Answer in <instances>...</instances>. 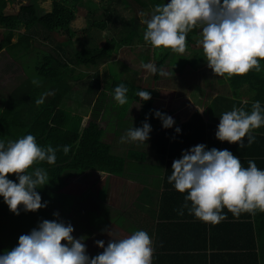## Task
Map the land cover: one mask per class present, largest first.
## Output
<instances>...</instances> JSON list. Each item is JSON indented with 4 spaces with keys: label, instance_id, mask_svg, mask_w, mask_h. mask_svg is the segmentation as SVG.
<instances>
[{
    "label": "clouds",
    "instance_id": "obj_1",
    "mask_svg": "<svg viewBox=\"0 0 264 264\" xmlns=\"http://www.w3.org/2000/svg\"><path fill=\"white\" fill-rule=\"evenodd\" d=\"M142 23L146 25L143 40L151 49L170 50L181 57L187 48L188 33L200 29L198 44L202 57L217 77L229 80L253 70L261 71L264 0H170L155 5ZM142 68L153 75H166L153 63H142ZM128 91L124 84L115 87L114 100L118 105L128 102ZM137 95L143 101L151 99L148 91ZM43 102V97L36 100L38 106ZM154 115L165 129L175 123L159 110ZM262 126L264 107L255 101L250 112L243 107L225 111L215 136L221 142L236 143L242 148L245 138L249 146L255 141L252 133ZM151 130L146 120L142 127L130 128L121 142L145 143ZM180 131L177 127L176 132ZM62 148L67 155L70 147ZM57 150L51 145L41 147L32 134L15 141H0V196L14 214H20L21 206L25 212L47 206L36 190L49 182L47 172L42 167L28 170L40 162L55 164ZM9 174H14L18 183L9 179ZM168 182L178 192L186 193L179 215L187 209L195 218L215 225L227 218L225 208L237 219L244 213L264 212V170L252 160L244 167L228 149H207L201 143L184 150L181 158L173 160ZM53 215L58 217L59 213ZM73 232L70 223L44 219L30 233L20 235L15 247L0 254V264H152L153 241L145 230H136L123 238L109 232L112 239L106 247L103 240L95 241L103 251L93 257L87 254L82 238L74 237Z\"/></svg>",
    "mask_w": 264,
    "mask_h": 264
},
{
    "label": "crops",
    "instance_id": "obj_2",
    "mask_svg": "<svg viewBox=\"0 0 264 264\" xmlns=\"http://www.w3.org/2000/svg\"><path fill=\"white\" fill-rule=\"evenodd\" d=\"M199 32L196 28L188 33L184 53L188 56L184 59L188 66L184 63L177 74L174 71L172 78L171 69L165 68L166 75L159 74V78L145 70L155 85L153 105L174 119L171 128L162 127L159 118L147 120L152 129L147 142L122 143L121 137L126 136L130 128L142 127L146 121L140 117V102L128 93V102L123 106L108 105V94L101 95L103 101L99 95L89 101L97 113L103 115L99 116V122L104 140L112 151L124 147L123 153H115L126 159L123 170L118 173L98 169L82 172L93 173L92 205L83 210L85 223L92 229L84 243L92 239L85 245L92 246L93 251L103 250L95 243L97 240H103L107 246L112 239L109 232L123 238L136 230H145L153 241L152 264H264V212L244 213L237 219L225 208L227 218L215 225L202 222L187 209L179 215L186 193L178 192L168 182L173 160L181 158L184 150L201 143L207 149H228L239 157L244 167L252 160L264 170V126L252 133L255 141L250 146L245 138L242 148L236 143L221 142L215 136L220 116L225 111L243 107L250 112L255 101H260L264 107V60L260 61L259 73L253 70L229 80L217 77L202 57ZM167 58L163 55L162 59ZM157 68L162 69L161 63L159 67L157 63ZM125 74L132 77L135 72L127 69ZM181 74L187 76L176 80V75ZM114 106V121L111 118L107 123L105 114ZM177 127L181 129L179 133ZM82 173L75 176L82 177Z\"/></svg>",
    "mask_w": 264,
    "mask_h": 264
},
{
    "label": "trees",
    "instance_id": "obj_3",
    "mask_svg": "<svg viewBox=\"0 0 264 264\" xmlns=\"http://www.w3.org/2000/svg\"><path fill=\"white\" fill-rule=\"evenodd\" d=\"M119 1L124 4V7L127 5V0ZM135 1L150 9L158 4V0H152L153 4H150V0ZM9 2L10 0H0V26L7 28L8 32L4 38L9 45L20 43L24 48L25 51H22L21 57L24 59L25 73L18 74L16 82L0 89V141H15L27 134H32L41 147L51 145L58 149L55 164L40 162L33 165L35 168L42 167L47 172L51 182L50 188H46V193L51 194V197H48L53 206L52 211L46 210L48 219L56 211L54 203L57 191L59 190L61 194L68 178L90 169L118 173L123 170L126 159L113 152L111 145L104 140L103 128L95 115L91 116L85 125L82 123L83 117L75 121L76 123L70 122L69 113L63 104L66 94H70L72 90L68 62H65L61 57L60 50L53 53L38 49L31 40L34 35L45 30L49 34L63 31L69 39H72L76 31L70 25L77 16L78 0H52L51 7L43 12H39L38 8L31 2L22 4L17 11H7ZM103 10L106 17L98 21L95 20L93 26L98 29H109L112 31L111 33L122 31L121 27L124 28L122 24L126 19L121 9H118L113 2L112 5L105 6ZM135 22L138 24L139 21L137 17L133 16L132 20L124 26H127L129 30L136 31ZM139 30L137 29L136 32L142 37L143 33H140ZM16 34H19L17 43L12 39ZM49 34L46 36L49 37ZM88 36L86 34L87 39ZM114 43L115 39L111 36L106 39L102 46L88 48L85 44L76 52L75 61L78 64H90L99 67L110 59ZM33 50L36 53V61H33L29 56L30 51L33 52ZM70 61L72 62L71 59ZM74 68L76 67L74 66ZM72 74L76 75L75 70L72 71ZM155 78H159V72L155 74ZM92 79L93 81L87 86L86 92H93V83L97 84L98 93L103 91V87L100 86L99 70L93 72ZM34 80L38 83H33ZM134 80L130 74H127L126 78L119 81L114 79L109 87L113 88V86L124 84L129 89L128 94L140 102V117L157 121L154 111L163 112V110L153 105L154 87L139 85ZM49 88H53L52 93L48 92ZM140 91L150 92L151 99L143 101L137 95ZM107 94L106 92L102 95L106 96ZM103 96H101V101H103ZM41 97H43L44 102L38 106L36 100ZM65 145L70 147L67 155L64 154L62 148ZM16 182L18 183L17 177ZM37 211L43 213L42 209ZM30 212H25L21 206L20 214L14 215L16 224L19 223L18 226L23 231L27 228L30 232L33 228L38 227L39 220L37 221L35 218L37 217L36 214L33 212L35 215L30 218ZM9 215L11 216V213ZM63 215L65 214L63 213ZM18 226H16V245L20 236L17 233ZM1 229L0 235L4 234L5 243H0V254H3L16 245L7 242L6 228L2 227Z\"/></svg>",
    "mask_w": 264,
    "mask_h": 264
},
{
    "label": "rangeland",
    "instance_id": "obj_4",
    "mask_svg": "<svg viewBox=\"0 0 264 264\" xmlns=\"http://www.w3.org/2000/svg\"><path fill=\"white\" fill-rule=\"evenodd\" d=\"M150 1V4H153V1ZM29 2L33 3L36 8H38L39 12H43L51 7L52 0H10L7 6V11H17L22 4ZM113 2L114 4H116V7L118 9H121L123 15L125 16L124 18L126 20L124 21V24L128 23L130 20H132V17L135 16L138 18V24H140L138 25L135 22V29L136 31L137 29H140V33H143L146 29V25L142 23V20L147 19L151 15L152 9H150L149 7H143L142 4L136 2L135 0H127V5L125 7L124 4L119 0H78L76 11L77 16L70 25L71 28L76 31L72 39H69L63 31L49 34L47 30L37 35H34L31 38V40L33 41V45L35 47H38V49L51 51L53 53H56V51L60 50L61 57L65 62H68V71H70L71 74L69 78L71 79L72 90L70 91V94H66L63 104L66 108V111L69 113L71 119L70 122L72 123H76L75 121L80 120L81 117H83V125L87 124V121L91 116L95 115L98 120L99 116L102 118L103 115L98 114L97 110H94L96 109V107L91 106L89 101H92L93 98H96V96L98 95L101 98V95L103 93H108L106 97L108 105L111 103L114 105H118L114 100V89L116 86H113V88L109 86H111L114 79L119 81L121 79L126 78L127 75L125 74V72L127 71V69H132L135 72V75H132V78L133 80L135 79L134 81L137 84L142 86L151 85L154 87L155 85L153 80H149V77H151L150 74L147 75L145 69L142 68V63L145 62V59L146 63H153L156 65V67L157 63L158 67L159 63H161L162 70H165V68L168 70L171 69L170 77L172 78L174 71L177 74L178 71H180L181 69L180 66L185 63L184 59L188 57L186 56L187 54L181 57L177 54H174L170 50H164L160 52L149 48L150 46L146 47L147 44L144 42L142 37L140 38L141 35H139L135 30H129L127 26H124V24H122L124 28L121 27L122 31H116L115 33H111L112 31L109 29H98L97 27H94L93 23L95 20L98 21L99 19L106 17L105 12L103 10L105 9V6L110 4L112 5ZM167 2H170V0H158L157 3L165 4ZM141 13H144L143 17L141 16ZM7 32L8 31L5 26H0V89L3 87L10 86V84L16 82V76L18 74L25 73V67L23 64L24 59L21 57L22 51L25 50L24 48H22V45L20 43H17L19 40V34H16L12 38L13 41H16L17 44L9 45L4 38ZM47 34H49V37L46 36ZM86 34L89 35L88 39L86 38ZM111 36L115 39V43L113 46V52L111 54V57L105 64H102L99 67H95L94 65L90 64H78L75 61L76 52H78L85 44L88 48L102 46L105 44L106 39ZM144 46L145 51L143 52ZM34 53V50L33 52L30 51V54L28 53L33 61L36 58V53ZM163 55L168 56V58L166 60L162 59ZM70 59L73 63L75 62V65L70 61ZM73 65L76 68H74ZM187 66L188 64L185 63V67ZM74 70L76 75L72 74V71ZM97 70H99L100 86H104L103 91L97 93V84L93 83V92L87 93V86L91 81H93L92 74ZM184 76L187 75H176L175 78H177L176 80H178L179 78H182ZM52 91L53 88L48 89L49 93H52ZM109 94H112L110 96V100L108 99ZM115 107L116 106H114L107 114H105V119H108L107 123H110L112 113L116 111L114 110ZM112 120L114 121V118H112ZM106 140H108V138H106ZM130 148L136 147L131 146ZM113 151L117 153H123L124 147L121 146V148L113 149ZM34 169L35 167L32 166V168H30L28 171L31 172ZM92 174L93 173L91 171H88L82 173V177L80 175H77L68 178V182L64 186L61 194L59 190L57 191L56 200L54 203L56 205L54 207L56 211L54 212H58L59 216L57 217L53 215L51 217L50 215L48 217V220H50L51 218V220L63 221L65 224L70 223L74 228V232L72 233V235L78 239L82 238L83 243L86 239L87 234L90 231L92 233V229L85 223V215H83V210L86 208H91L92 205ZM84 176L85 179H83ZM8 178L16 181V176L14 174H9ZM50 185L51 182L49 181L42 188L36 189L42 197V202H47V206L45 208H42V214L38 211L34 212L37 216L35 218L37 219V221L39 220V222L44 219H47L46 210H49V212L53 210L52 202L49 198L51 197V194L46 193V188H50ZM80 195H82L81 198L79 197ZM9 213H11V216L9 215ZM34 213L30 212L29 217H33L35 215ZM63 213L65 215H63ZM14 215L16 216V214L9 210L8 205L4 203L3 197L0 196V229L2 227L6 228V234L8 236L7 242H10L12 245L15 246L16 226H18L19 223L16 224V218H14ZM79 222L81 225L79 224ZM28 231L29 230L27 228L24 229V231L19 226L17 228V233L20 235L30 233ZM88 242H92V239L90 240L88 238V241L86 243ZM0 243H5L4 234L0 235ZM62 243H64V241H62ZM87 247L88 245L86 246V248ZM102 251L103 250L93 251L92 246L87 248V254L90 257H93Z\"/></svg>",
    "mask_w": 264,
    "mask_h": 264
}]
</instances>
